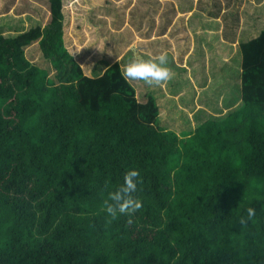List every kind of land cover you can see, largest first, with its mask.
<instances>
[{"label": "trees", "instance_id": "1", "mask_svg": "<svg viewBox=\"0 0 264 264\" xmlns=\"http://www.w3.org/2000/svg\"><path fill=\"white\" fill-rule=\"evenodd\" d=\"M63 9L49 0L45 27L0 34V264H264V30L239 45L241 104L177 132L118 62L85 75ZM34 43L54 78L26 58ZM129 169L142 207L112 219L101 190Z\"/></svg>", "mask_w": 264, "mask_h": 264}, {"label": "rangeland", "instance_id": "2", "mask_svg": "<svg viewBox=\"0 0 264 264\" xmlns=\"http://www.w3.org/2000/svg\"><path fill=\"white\" fill-rule=\"evenodd\" d=\"M63 3L64 45L87 76L92 75L91 70L100 63L108 68L111 62L121 59L119 63L125 65L134 53H140L144 59L166 53L172 63L174 59L178 62L193 59V53L195 59L205 58L207 64H211V59H233L231 66L235 70L227 75V79L225 73L219 71L202 72L203 79L192 74L187 76L188 86L185 85L183 92H177L183 82L174 85L178 77L170 79L172 90L165 97L158 96L162 103L157 104L166 111L173 105L184 109L172 116L170 111L169 117L164 114L165 121L160 118L163 125L177 132L192 131L203 121L221 119L235 108L228 103L234 93L240 95V78L236 73H239L241 63L238 45L254 39L264 30V0H63ZM194 12L202 14V32L197 34V41L185 43L190 38L185 37L183 31L185 15ZM49 19V0H0V34L4 37H16L37 25L45 27ZM215 34L222 35L223 39L230 37L229 45L224 44L219 49L209 47L214 42L206 39ZM137 37H141L143 43L151 38L153 48H143L149 54L135 52L132 48ZM205 45H208L210 52L207 55L211 57L202 54ZM24 53L33 65L47 70L49 77H55V71L43 58L38 43L29 46ZM174 65L178 66L175 62ZM137 91L140 102L147 99L146 92L139 88Z\"/></svg>", "mask_w": 264, "mask_h": 264}, {"label": "crops", "instance_id": "3", "mask_svg": "<svg viewBox=\"0 0 264 264\" xmlns=\"http://www.w3.org/2000/svg\"><path fill=\"white\" fill-rule=\"evenodd\" d=\"M201 6L202 5H197V7H201ZM49 14H50V12H49ZM185 17H186L187 20L184 23L185 27H184L183 31L185 33V37H190V38H188L186 40L185 43L191 42L193 40L197 41V38H198L197 34L202 32V26L204 24V20H203L202 14L194 12L193 14L192 13L186 14ZM37 26H40V25H37ZM30 28H32V27H30ZM30 28H28L27 30H23L22 33L27 32ZM216 32H218V31H216ZM216 35L217 34H215V36H211L210 35L211 36V37L209 36L210 39H206V41L209 40L210 43L214 42V44H210L209 47L213 46L216 49H219L220 47H223L224 44H228L229 45V43H227V42L228 41L230 42V37L227 36L226 39H223L222 35L218 34L217 37H216ZM258 36H259V33H258V35L256 37H258ZM150 40H151V38L146 39L144 42H147V43H143L142 40H141V37H137V41L135 42V45L132 48L135 49V52L138 50V51H140L142 53L149 54L143 48H153V45H152V43H150ZM239 45H238V48H237L238 52L240 51L239 50ZM207 46L205 45L203 47L204 51H203L202 54H204V55H206L208 57H211V56L207 55L210 52L209 47H207ZM191 48H193V44L191 45ZM217 52H218V50H217ZM137 54H138V56L140 58H143L142 57L143 55H141L140 53H137ZM193 55H194V53H193ZM193 55L191 57L193 59H180V62H178L177 59H174L175 64L177 63L178 66L174 65V62L172 63L171 59H168V65L167 66L172 70L173 76L178 77L177 80L175 81L174 85H176V82H178V81H182L183 82V84L180 86V91H177V92H183V91L186 90L185 85L188 86L187 76L189 77L192 74L197 76V78L203 79L204 76L201 74L202 72L211 74L212 72L216 73V72L219 71V72H221L220 74L225 73V75H226L225 79H227V75L230 74L233 70H235L231 66L232 63H233V59H229V58H227V59H211V61H210L211 64L210 63L207 64V60L205 58L204 59H195V57ZM219 55H222V54L219 53ZM149 57H150V55H149ZM149 57L147 59H149ZM120 60L121 59H117L116 61L114 60L113 63H115V62L119 63ZM240 62L242 63V57L240 58ZM113 63L111 62L110 65H112ZM241 63L239 64V68H240L239 73L236 72L238 74L239 78H240V74H241ZM119 64H120L122 72H123L124 65H122L121 62ZM221 65H223V66H221ZM106 69L107 68L103 67V64L100 63L99 65H96L95 68H93L91 70V74L92 75H90V77H94V73H96L95 77L101 76ZM182 74H184V75H182ZM170 81L171 80H168L166 82H162V84H160V85H153L151 87L145 85L144 82H142V81H132V80H130L129 82L134 86L135 92H136V97H137L139 102H140V100H139L140 98H139L138 91H137L138 88H139V90H142V91L146 92L145 93L146 97L148 95L152 94L156 98L157 103L159 102L161 104L162 103V101H161L162 98H159L158 96L165 97V96H167L169 94V91L172 90L170 87H172V85H173V84L170 85V83H171ZM173 88L175 89V86H173ZM237 90H239V87L237 88ZM234 95H233V99L228 103V105L230 107H233V108L236 107V106L238 107L241 104L240 95L239 94L236 95L235 93H234ZM146 100L147 99L144 98L142 100V103L145 102ZM158 107H159V112H160L159 117L161 118L162 121H165V119H166L164 117V114H167L168 115L167 117H169V112L170 111H172V113L170 115V116H172L175 113L180 114V111L184 110L180 105H173L172 108L170 110L168 109L167 111L165 110V108H161L159 105H158Z\"/></svg>", "mask_w": 264, "mask_h": 264}, {"label": "clouds", "instance_id": "4", "mask_svg": "<svg viewBox=\"0 0 264 264\" xmlns=\"http://www.w3.org/2000/svg\"><path fill=\"white\" fill-rule=\"evenodd\" d=\"M134 51V50H133ZM168 56L161 53L149 59L140 58L134 53L133 57L123 67V77L126 80L142 81L147 86L160 85L170 80L172 70L167 66ZM140 173L135 169L127 170L123 180L116 185L106 183L101 190L106 194L103 200L104 213L116 219L120 216L132 217L142 207V201L137 197V185ZM235 226L240 230L247 229L257 212L250 205L237 207L235 210ZM132 222L131 219L128 221Z\"/></svg>", "mask_w": 264, "mask_h": 264}]
</instances>
